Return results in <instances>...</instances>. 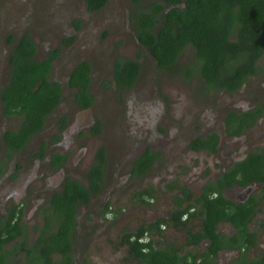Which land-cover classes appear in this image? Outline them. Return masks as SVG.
I'll return each mask as SVG.
<instances>
[{
  "label": "flooded vegetation",
  "instance_id": "flooded-vegetation-1",
  "mask_svg": "<svg viewBox=\"0 0 264 264\" xmlns=\"http://www.w3.org/2000/svg\"><path fill=\"white\" fill-rule=\"evenodd\" d=\"M144 1L150 3L154 0ZM138 6L140 7V1L137 0H108L102 8L90 11L85 0H17V3L0 0V264H12L11 251L16 248L20 249V255L25 254L27 251V249H23L26 246L25 241L28 242V245H33L43 231L55 230L56 206L53 197L57 192L64 191L70 177H74L88 186L91 194L89 201L79 202L76 215V233L73 237L71 250L75 263L80 264L78 255L76 256L78 249L76 242L78 238L85 236L82 223L85 222L89 227L90 220L93 218L104 220L114 215L113 203H111L113 199L109 197L111 188L124 186L123 182L132 179V177L145 176L153 171L157 164L165 162L170 164V167H164L162 174L176 177L168 180L162 186L160 183H153V185L136 190L134 196L139 203L146 204L140 201L141 197L138 194L146 189L152 192L151 197H147V194L144 195V198L149 200V204L146 205L153 206L159 201V194H166L168 197H172V210L178 206L175 201L177 196L182 198V204L186 207L188 201L184 188H188L191 193L190 202L195 204V206H190V210L183 217L188 219L190 212L193 213L195 209H201L199 198L208 195L210 200H214L222 194L228 203L232 202L230 208L233 206L234 211L239 206H245L250 211L245 217V223L240 222L239 229L236 227L235 221L231 219V221H220L217 231L237 240H246L244 232L250 231L255 235L253 236L256 237L257 242L249 249V258L264 254V242L262 241L264 237V180L253 177L255 173L249 175L248 178L240 172V175L235 179L241 180V182H234L235 179L230 174L225 176L227 171L230 173L239 163L246 166L249 161L248 157L255 150H257L256 153L264 155V72L260 71L253 75L251 78L254 81L251 82L249 79L237 91L231 93L224 91L229 95H237L238 101L230 99L226 107L225 121L221 128L214 121L198 125L195 123V127L187 128L183 126V120H179L175 121L176 126L179 127V131L187 129L186 133L158 135L165 132L164 127L166 128L168 124L164 123L159 126L161 131H155V134L158 140L165 141L166 145L161 144L163 149H159L156 144L148 143L144 151L133 153L131 150L136 149L135 137L138 136L137 134L121 141L119 130L108 127V123L103 117H92L88 123L79 118L78 115L83 112H98L100 109L112 112L115 110V104L108 99L109 96L128 92L138 87L144 74V63L141 61L143 50L152 61L154 69L158 70L156 60L147 47L140 44L135 35L136 27L133 20L135 18L134 11H137ZM38 13L42 16L41 24L33 20V16ZM92 20L100 22V29H98L99 26L93 28ZM56 32L62 35L61 45L50 47L48 46L49 41L44 44V39H49L50 34L54 35ZM27 33H31L37 44L36 56L44 58L48 57L51 50H61V53L53 61L51 76L52 79L61 82L64 88L63 99L48 116L47 125L31 136L27 146L12 151L7 145L6 132L9 129H18L22 119L19 114H7L3 93L11 80V54ZM39 37H42L43 41ZM69 39L72 41L67 43ZM115 39L116 41H114ZM94 45H98L102 52L108 47L111 52V56H109L110 52H103L107 56L103 63L99 62L100 58H98L101 67L99 75L95 74V62L88 59L90 55L87 58H82V56L77 57L79 52L76 53L79 46H83L85 52L87 47L92 49L91 46ZM130 47L134 48L135 57L127 55ZM67 50H70L73 57L64 61L68 54ZM193 52V48L188 47L179 57V63L190 62ZM124 59L134 60L141 66L140 71L136 74L134 85L130 87L120 86L115 77L116 64L124 63ZM262 59L259 60V63ZM86 60L91 63L89 90L94 95V99L92 104L83 107L76 99L79 89L70 84V78L76 66ZM59 63H62L61 66L58 65ZM159 73L164 78L179 77L186 85H197L203 80L205 83L200 89L205 94L212 91L223 92L221 89L208 86L201 73L195 74L193 71L187 74L184 70L176 67L161 70ZM260 81H262V86L259 89L254 87ZM246 87L249 88L246 93L251 90L247 97L251 99L252 106L248 105L245 102L246 99L242 98L240 94ZM260 106H262V114L251 125H242L238 129L232 121H228L232 112L242 114L254 111ZM73 118L78 123H75ZM154 126H156V122H154ZM107 134L115 142L112 149L101 144ZM103 146L106 148L104 188L102 192L93 194L89 187L88 173L96 162L98 150ZM168 146L172 148L170 155H168ZM129 147H131L130 151H128ZM147 150L157 153L158 157L153 161L147 173L132 176L134 161ZM114 152V160H118L120 166L130 163V167L124 173H120L119 168L117 172H113L115 180L112 178L109 185L110 165ZM199 162L205 169L204 184L193 186L186 182H180V176L190 173ZM208 163L215 166H212L211 177L210 167L206 165ZM172 164L179 166L181 170L184 169L185 172L176 174ZM171 212L167 213L166 211L165 216L147 222H153L162 217L169 218ZM197 214L190 221V225L194 223L196 229L199 228L197 224L202 219L201 213L197 212ZM48 218L52 220H48ZM46 222L50 223V226ZM162 227L165 230L173 229L167 225H162ZM148 236L150 237V235ZM183 242L186 244L184 239ZM209 243V240L203 239L198 246H201L203 251L207 249ZM258 249L261 250L259 254H257ZM243 250L244 247L236 246L222 248L217 258L219 264H233L236 260H241ZM53 254L56 257L59 255L58 252H53ZM82 264H85V260Z\"/></svg>",
  "mask_w": 264,
  "mask_h": 264
},
{
  "label": "trees",
  "instance_id": "trees-1",
  "mask_svg": "<svg viewBox=\"0 0 264 264\" xmlns=\"http://www.w3.org/2000/svg\"><path fill=\"white\" fill-rule=\"evenodd\" d=\"M85 1L88 9L95 11L108 0ZM137 1H140V7L134 11L135 35L154 57L159 71L176 67L187 74L193 71L195 74L201 73L208 86L229 93L237 91L253 75L264 72V67L259 63L264 56V0ZM71 41L69 39L67 43ZM188 47L193 48V57L190 62L181 64L179 57ZM36 53L37 44L31 33H27L11 54V80L4 90L3 100L7 114H19L22 119L18 129L6 132L7 145L12 151L27 146L31 136L47 125L48 116L63 99L61 82L51 76L53 61L61 50H51L48 57L44 58L36 56ZM124 60V63L116 64L115 77L120 86L130 87L134 85L141 66L134 60ZM91 69V63L83 61L76 66L70 78V84L79 89L76 99L83 107L92 104L94 99L89 90ZM261 114L262 106L242 114L232 112L228 121L240 129L242 125L253 124ZM256 152L248 157L246 166L239 163L225 176L230 174L235 179L241 172L249 178L255 173L253 177L264 180V155ZM157 157L158 154L150 150L143 153L133 163L132 176L147 173ZM105 163L106 148L103 146L98 150L96 162L88 173L93 194L103 191ZM234 182L241 180L235 179ZM87 187L74 177L68 179L64 191L57 192L53 197L56 206L55 230L43 231L33 245L25 241L28 247H23L27 249L23 255L19 254L18 248L11 251L12 264H76L71 249L76 233L78 204L89 201L91 197ZM184 193L188 205L184 207L182 198L177 196L175 201L178 206L172 210L169 218L162 217L141 224L135 230L122 231L117 243L125 247L126 260L132 264H219V251L224 247L236 246L244 247V250L241 260L233 264H264V254L255 258L248 256L249 249L257 242L252 232H244L246 240H237L217 231L220 221L231 219L239 229L240 222L245 223L250 210L239 206L234 211L233 206L230 208L232 202L228 203L222 194L214 200L204 195L198 199L201 209L190 212L189 218L185 219V213L193 204L188 188H184ZM138 194L141 202L149 204L144 195L151 197V190L144 189ZM197 212L202 216L197 224L198 229L194 223L190 225ZM46 224L50 226V223ZM162 225L183 229L187 247L183 241L166 242V230ZM203 239L210 241L207 249L186 250L198 247ZM53 252H58V257ZM85 264L96 263L85 259Z\"/></svg>",
  "mask_w": 264,
  "mask_h": 264
},
{
  "label": "rangeland",
  "instance_id": "rangeland-1",
  "mask_svg": "<svg viewBox=\"0 0 264 264\" xmlns=\"http://www.w3.org/2000/svg\"><path fill=\"white\" fill-rule=\"evenodd\" d=\"M10 1L17 3V0ZM33 20L38 24H41L42 16L39 13L35 14ZM92 25L93 28L99 26L98 29H100L101 26L100 22H95L94 20H92ZM61 37L62 35L59 34V32H56L54 35L50 34V38L47 40L44 39L43 41L42 37H39V39H41L44 44L49 41L48 46L55 47L61 45ZM116 39L114 41H116ZM91 47L92 49L87 47V50L84 52L83 46H79V49L76 52H79L77 57L82 56V58H87L90 55L88 59L95 62V74L99 75L101 70L99 62L101 61V63H103L105 60L104 58L107 57L103 52L106 53L110 51L108 47L104 49L103 52L98 45ZM90 51L91 53H89ZM67 53L64 61L66 59L70 60L73 57L70 50H67ZM127 55L135 57L134 48H128ZM109 56H111V52ZM142 57L143 59L141 58V61L144 63V74L138 87L128 92L119 94L115 93L109 96L108 99L115 104V110L112 112L105 109H100L98 112H83L78 115L81 121L88 123L92 117L99 118V116H101L107 121L108 127H111V129L113 127L119 130L121 141L122 139L123 141L128 139L131 135L135 136V134H137L138 136L135 137V140L137 141L135 144L136 149L131 150L133 153L144 151L148 143L156 144L159 146V149H163L161 144L166 145L165 141L158 140L155 131H161V127L159 126L164 123L168 124L166 128L164 127L165 132H161L158 135L162 133L169 135L186 133L188 131L187 129L179 131V127L176 126L175 121L179 120H183L182 124L187 128H191L192 126L195 127V123L198 125L199 123L205 124L209 121H214L219 128L222 127L224 124L223 121H225L224 116L227 104L230 99L232 101H238L237 95H229L224 91H212L205 94L200 89L202 84L205 83L203 80L197 85H186L179 77L164 78V76L160 75L157 69H154L152 61L144 50ZM98 58H100L99 62ZM61 64L62 63H59L58 65L61 66ZM260 64L264 67V57ZM253 81V78H251V82ZM261 86L262 81L256 83L254 87L259 89ZM247 88L248 87L243 89L240 93L241 97L246 99V101H241H245L248 105L252 106L251 99H248L247 97V95L249 96L251 93V90L246 93L249 89ZM73 121L78 123L75 118H73ZM154 122H156V126H154ZM101 144L106 145L108 149H112L114 148L113 145H115V142L111 139L110 135L107 134L105 135V138L102 139ZM140 148L143 149L139 150ZM130 149L131 147H129L128 151H130ZM171 150L172 148L168 146V155H170ZM114 156L115 152L112 153L109 185L113 178V172H117V169L119 168L120 173H124L130 167V163H125L123 166H120L119 161L114 160ZM206 165H209L208 167H210L211 177L213 170L212 166H214V164L208 163ZM172 166L175 168L174 171L176 174L185 172L184 169L181 170V168L175 164H172ZM164 167H170V164L166 162L157 164L154 170L150 171L149 174L145 176H136L134 178L132 177V179L130 178L123 182L124 186L120 185L111 188L109 197L113 199V202L111 203H113L114 215L109 216L104 220H98L95 218L92 220L89 218L91 219L89 227L85 222L82 223V229L85 236L83 238H78L76 242L78 246L76 256L78 255L80 264H82L85 259L94 261L96 264H132L125 259V247L119 246L117 243L122 231L125 229L135 230L147 221L154 220V218L160 216H165L166 211L167 213L172 211V197H168L166 194H159V201L153 206L139 203L134 196L136 190L140 188L146 187L147 185H153V183H160L162 186L166 184L168 180L176 177L163 175L162 171ZM203 168L204 166L199 162L190 173L180 176V182H186L193 186H202L205 181L204 178H206L203 177L205 170ZM120 175L122 176L124 174ZM113 180H115V178H113ZM168 241H177L181 243L183 241V232L181 230L167 229L166 242ZM262 241L264 242V237L262 238ZM188 249L199 250L202 249V247L186 248V250ZM260 251L261 250L258 249L257 254H259ZM134 264L137 263L135 262Z\"/></svg>",
  "mask_w": 264,
  "mask_h": 264
}]
</instances>
